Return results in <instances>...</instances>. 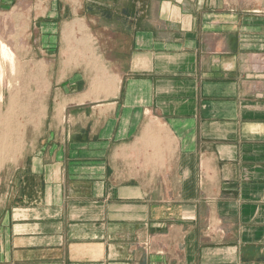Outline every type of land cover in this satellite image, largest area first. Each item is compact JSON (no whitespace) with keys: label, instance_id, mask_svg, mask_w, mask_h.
<instances>
[{"label":"crops","instance_id":"crops-1","mask_svg":"<svg viewBox=\"0 0 264 264\" xmlns=\"http://www.w3.org/2000/svg\"><path fill=\"white\" fill-rule=\"evenodd\" d=\"M7 14L46 113L0 183V264H264L261 0Z\"/></svg>","mask_w":264,"mask_h":264},{"label":"rangeland","instance_id":"rangeland-1","mask_svg":"<svg viewBox=\"0 0 264 264\" xmlns=\"http://www.w3.org/2000/svg\"><path fill=\"white\" fill-rule=\"evenodd\" d=\"M244 1L247 6H251L254 0ZM261 1L264 3V0ZM24 39L23 31L15 28L13 17L10 14L1 15L0 43H4L8 46L15 54L16 61L14 73H12L9 63L2 64L0 60V64H2V66L5 65L6 83L8 84V82H11V87L9 89L7 85L3 88L4 97L1 104L2 108H0V131L11 132L14 129V123L15 125L20 123L23 132V140L21 150L15 157H6L3 161H0V183L4 177L9 176L14 168L17 167L36 146L32 141L36 138V135L39 134L44 125L46 113L44 109V91H46V81L34 76L37 70L36 65L22 60L28 57V55H26L28 49L23 46ZM32 74L34 75L32 76Z\"/></svg>","mask_w":264,"mask_h":264},{"label":"bare ground","instance_id":"bare-ground-1","mask_svg":"<svg viewBox=\"0 0 264 264\" xmlns=\"http://www.w3.org/2000/svg\"><path fill=\"white\" fill-rule=\"evenodd\" d=\"M0 55H1L0 60L2 64L9 63L11 67V72L14 73L15 61H16L15 54L4 43H0ZM2 64H0V108H2L1 104L4 97L3 88L6 85L8 89L11 87V82H8V84L6 83V74L4 71L5 65L2 66ZM22 133L23 132L20 123L16 125L14 123V129L11 132L0 131V161L1 160L3 161L6 157L13 158L20 152L22 147V140H23Z\"/></svg>","mask_w":264,"mask_h":264}]
</instances>
